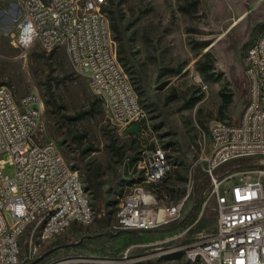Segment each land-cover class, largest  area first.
<instances>
[{
	"label": "rangeland",
	"instance_id": "rangeland-1",
	"mask_svg": "<svg viewBox=\"0 0 264 264\" xmlns=\"http://www.w3.org/2000/svg\"><path fill=\"white\" fill-rule=\"evenodd\" d=\"M23 1L0 0V85L10 87L16 100L34 91L40 94V138L57 144L65 161L80 169L85 182L89 172L102 190L99 194L91 190L92 223L72 226L51 242L36 237L31 240L27 232L21 239L19 264H30L40 255L84 237V247L60 248L39 264L100 256L118 259L129 247L133 257H146L151 264H185V246L208 237L217 227L216 202L208 199L210 186L200 196L202 205L195 222L200 220L202 229L171 238L186 228L178 224L199 198L194 175L198 170L205 173L201 157L210 152L212 126L237 122L235 113L248 85L246 61L239 51L242 47L247 51L264 30V0H115L113 9L119 11L125 32L120 42L126 44L130 58L127 73L146 112L143 122L132 125L110 120L100 98L88 80L76 74L64 49L47 53L36 44L23 52L13 44L10 34H18ZM243 15L238 25L230 28ZM108 19L110 22L109 15ZM207 52L217 81L206 80L198 71ZM221 90L233 96L223 113ZM92 104L93 116L69 119ZM156 146L166 150L174 168L162 184L147 189L159 205H171L188 194L192 178L185 211L178 222L155 230H123L117 222L119 205L143 182V152ZM262 166L263 161L250 158L243 166L218 174L222 177L241 168L254 178L256 171L264 170ZM4 172L13 178L15 168L7 164ZM262 179L264 182V175Z\"/></svg>",
	"mask_w": 264,
	"mask_h": 264
},
{
	"label": "built area",
	"instance_id": "built-area-1",
	"mask_svg": "<svg viewBox=\"0 0 264 264\" xmlns=\"http://www.w3.org/2000/svg\"><path fill=\"white\" fill-rule=\"evenodd\" d=\"M107 4V0H24L18 34L13 31L10 36L23 52L36 44L47 53L64 49L112 122L140 124L146 112L119 59ZM245 61L248 85L241 116L236 123L212 126L210 152L201 157L210 179L208 199L217 206V227L208 237L185 246V264H264V170L256 171L254 178L240 169L223 178L216 172L239 158L260 157L264 162V30L247 50ZM199 83L207 89L202 79ZM42 113L38 92L16 100L10 87L0 85V264L20 263L21 239L27 232L31 240L51 242L72 226L92 223L95 216L91 190L80 169L65 161L57 144L40 138ZM141 163L144 180L121 200L118 226L150 231L178 222L193 179L186 196L161 206L147 186L162 183L173 171L172 161L163 147L156 146L144 150ZM7 164L15 168L13 178L4 172ZM56 264L151 263L146 257H133L129 247L118 259L70 258Z\"/></svg>",
	"mask_w": 264,
	"mask_h": 264
},
{
	"label": "trees",
	"instance_id": "trees-1",
	"mask_svg": "<svg viewBox=\"0 0 264 264\" xmlns=\"http://www.w3.org/2000/svg\"><path fill=\"white\" fill-rule=\"evenodd\" d=\"M108 2V7L106 6V11L109 15L110 18V28L114 34V38L116 39V41H119V45H118V53H119V59L122 63V65L124 66V68L126 69V71H129L130 67H129V53L127 51V46L126 44H124L123 42H120L122 40V37L124 36V30L121 26V16L118 10L113 9V7H115V0H107ZM189 8H185L184 11H188ZM240 56L241 58H246V54L247 51L244 47H242L240 49ZM206 60L205 61H201L198 65V71L204 76V78L208 81H217L218 78H216V74L214 71V65H213V59L211 56L210 52H207L205 54ZM66 79L65 78H60L57 81H64ZM220 95L222 98V105L220 108V111L223 113L227 107L232 103V94H226L224 91H220ZM194 103V102H192ZM57 107V106H56ZM58 108V107H57ZM94 115V109H93V104L92 106L83 112H80L77 114V116L74 117H70L69 119H83L86 116H93ZM83 151L81 152V155H83ZM250 158H257V159H261L260 157H247V158H239L233 161H230L224 165H222L221 167H219L216 172L217 173H223V171H227V169H230L233 166H243L244 164L249 162ZM241 169V168H238ZM261 169H264V166L261 167ZM168 178V177H167ZM166 178V179H167ZM86 179H87V188L89 190H94L97 192V194H99V192L102 190V188L99 186V184L95 181L94 177L87 172L86 173ZM165 179V180H166ZM164 180V181H165ZM163 183V182H162ZM160 183V184H162ZM194 183H195V193L196 196H199L198 199L195 200V203L193 205L192 210L189 212L188 216H186L184 218V220H182L178 226L180 227H187L190 225L195 224V222L198 220V216H199V210L201 209V205H202V198H200V196L203 195L204 192L209 191V186H210V179L208 177V175L206 173H202L200 170H198L196 172V174L194 175ZM202 229V223L199 220L195 225L192 226V228L190 229V231L195 232V231H199ZM81 247H84V242L81 243L80 245H78L77 247H70V248H76L79 249ZM68 248V249H70ZM100 257H108V256H100ZM33 260L29 261L32 262Z\"/></svg>",
	"mask_w": 264,
	"mask_h": 264
},
{
	"label": "water",
	"instance_id": "water-1",
	"mask_svg": "<svg viewBox=\"0 0 264 264\" xmlns=\"http://www.w3.org/2000/svg\"><path fill=\"white\" fill-rule=\"evenodd\" d=\"M245 101H246V91H245V96L242 98V100L239 102L238 104V107H237V110H236V117H237V122L241 116V113L243 111V107H244V104H245ZM87 237H90V236H87ZM86 237L82 238L79 242H75V243H70V244H66L64 246H61L59 248H54L42 255H40L39 257L35 258V260H33L30 264H39L41 263L43 260H45L50 254H52L54 251L60 249V248H70V247H77L78 245H80L84 240H85Z\"/></svg>",
	"mask_w": 264,
	"mask_h": 264
},
{
	"label": "bare ground",
	"instance_id": "bare-ground-1",
	"mask_svg": "<svg viewBox=\"0 0 264 264\" xmlns=\"http://www.w3.org/2000/svg\"><path fill=\"white\" fill-rule=\"evenodd\" d=\"M244 18V15L243 16H241L238 20H236L232 25H231V27L230 28H233V27H235V26H237L238 25V23L242 20Z\"/></svg>",
	"mask_w": 264,
	"mask_h": 264
}]
</instances>
